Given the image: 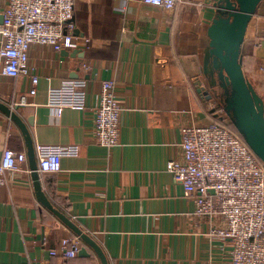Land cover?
<instances>
[{
	"label": "crops",
	"instance_id": "0c3cea01",
	"mask_svg": "<svg viewBox=\"0 0 264 264\" xmlns=\"http://www.w3.org/2000/svg\"><path fill=\"white\" fill-rule=\"evenodd\" d=\"M218 1L183 0L169 12L136 1L78 0V35L90 42L68 55L33 44L30 68L40 77L34 95L30 78L5 75L0 61V100L27 122L35 146H78L76 155L63 156L62 171L40 173L41 182L54 206L101 245L109 264L230 262L231 244L210 236L212 221L195 215L194 201L167 167L181 156V127L217 120L211 103L225 107L233 92L210 53ZM6 6L0 0V14ZM240 56L264 101V0ZM65 79L86 80L88 108H66L57 117L50 89ZM104 80L115 82L123 107L119 143L111 148L94 137L93 105ZM24 95L28 102L21 104ZM6 147L28 157L21 129L0 111V160ZM67 236L78 235L39 201L29 159L22 170L0 173V264H102L83 240L90 256L52 255Z\"/></svg>",
	"mask_w": 264,
	"mask_h": 264
},
{
	"label": "built area",
	"instance_id": "2783aa9c",
	"mask_svg": "<svg viewBox=\"0 0 264 264\" xmlns=\"http://www.w3.org/2000/svg\"><path fill=\"white\" fill-rule=\"evenodd\" d=\"M78 0H7L0 24V61L5 75H27L29 95L38 91L40 77L30 68V49L35 43L54 47L58 52L73 50L90 42L76 34L75 6ZM118 1V0H115ZM136 1L173 12L183 0ZM87 82L65 79L50 89L49 104L60 117L66 108L85 111ZM28 102L26 95L20 103ZM94 137L106 147L119 143L123 107L113 80H104L93 105ZM218 118L207 125H184L179 143L181 156L171 159L168 170L183 185L195 203V215L213 225L210 236L231 244L229 264H264V161L231 127L230 116L223 106L211 103ZM38 172L62 171L64 155H76L77 145L35 146ZM25 151L6 147L0 160V173L23 169ZM217 220V221H216ZM216 221V222H215ZM80 236L64 237L60 249L52 255L63 258L78 256Z\"/></svg>",
	"mask_w": 264,
	"mask_h": 264
},
{
	"label": "water",
	"instance_id": "95a60500",
	"mask_svg": "<svg viewBox=\"0 0 264 264\" xmlns=\"http://www.w3.org/2000/svg\"><path fill=\"white\" fill-rule=\"evenodd\" d=\"M262 0H219L216 7L218 14L209 27L210 53L220 62L221 78L231 85L232 95L224 107L234 124L242 133L254 153L264 161V101L250 81L246 78L240 56L241 46L245 40L248 25ZM4 22L0 14V24ZM78 35V29H76ZM75 53L79 49H75ZM68 55L70 52L64 50ZM202 89L205 90V87ZM205 93H207L205 91ZM212 96L208 95V98ZM0 111L7 114L21 129L28 151V159L39 201L56 214L82 240L90 245L101 259L102 264H109L101 245L88 233L83 231L68 215L57 209L43 189L38 172V159L34 140L27 122L14 107L0 100ZM32 125V118L29 119ZM80 256H90L87 247L79 251Z\"/></svg>",
	"mask_w": 264,
	"mask_h": 264
},
{
	"label": "rangeland",
	"instance_id": "374dc122",
	"mask_svg": "<svg viewBox=\"0 0 264 264\" xmlns=\"http://www.w3.org/2000/svg\"><path fill=\"white\" fill-rule=\"evenodd\" d=\"M231 124H234V122H231ZM236 126V125H235ZM232 127V126H231ZM232 129H233V127H232ZM240 137H242L243 139H244V137L242 136V133L240 134V133H238V131H235Z\"/></svg>",
	"mask_w": 264,
	"mask_h": 264
},
{
	"label": "trees",
	"instance_id": "16d2710c",
	"mask_svg": "<svg viewBox=\"0 0 264 264\" xmlns=\"http://www.w3.org/2000/svg\"><path fill=\"white\" fill-rule=\"evenodd\" d=\"M215 114H216V113H215ZM217 118H218V116H217ZM230 125L233 127V130L236 131L234 125H233V124H230Z\"/></svg>",
	"mask_w": 264,
	"mask_h": 264
}]
</instances>
